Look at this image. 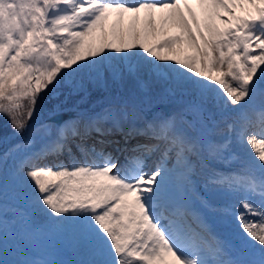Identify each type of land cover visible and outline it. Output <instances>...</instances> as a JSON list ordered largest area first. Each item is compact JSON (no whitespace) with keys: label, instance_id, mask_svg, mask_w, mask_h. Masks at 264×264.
<instances>
[{"label":"snow or ice","instance_id":"obj_1","mask_svg":"<svg viewBox=\"0 0 264 264\" xmlns=\"http://www.w3.org/2000/svg\"><path fill=\"white\" fill-rule=\"evenodd\" d=\"M0 115V264H264V0H0Z\"/></svg>","mask_w":264,"mask_h":264},{"label":"bare ground","instance_id":"obj_2","mask_svg":"<svg viewBox=\"0 0 264 264\" xmlns=\"http://www.w3.org/2000/svg\"><path fill=\"white\" fill-rule=\"evenodd\" d=\"M192 7L197 12V8L199 6L197 4H195V3H193L192 4ZM240 14H242V13H240ZM166 15H167V13L159 12V11L154 13V16H155V19H156V24H157V28L158 29L160 28L161 24L163 23V20L166 17ZM139 16H140V22L136 25L137 28L143 27V21H144V18L146 16V13L142 12V13L139 14ZM201 19H203V16L201 17ZM132 23H133V14H125L122 23L118 22L117 16L115 14H113V16L108 21L107 29L108 30H111L113 25L116 26L117 30L119 28L127 29ZM165 26H166V29L165 30L162 29L161 31L158 32L157 35H155V36L149 35L148 36V38H147L148 43L147 44L149 46L154 45L158 40H162V39L167 38V37H173V36H176V35H180L181 34L180 32H178L179 28H177V27L175 28L171 24H168V25H165ZM174 32L176 34H174ZM190 54H192V52H186L185 55H190ZM66 249H65V252L66 253H68V251L71 253V250H72L71 247L66 246Z\"/></svg>","mask_w":264,"mask_h":264},{"label":"rangeland","instance_id":"obj_3","mask_svg":"<svg viewBox=\"0 0 264 264\" xmlns=\"http://www.w3.org/2000/svg\"><path fill=\"white\" fill-rule=\"evenodd\" d=\"M192 9L197 14V16H199L200 18L203 16V10L200 7L197 8V12L195 11V9L193 7H192ZM184 13H185L186 16L188 15L187 9H184ZM237 13L238 14L242 13V10L238 8L237 9ZM165 29H166V26L163 27V30H165ZM178 32H180V29L178 30ZM174 34H176V33L174 32ZM146 43H148V40H146ZM192 51L193 50L191 48H189L187 45H184L183 46V50L180 52V55H181V57H183L186 54V52H192ZM34 119H35V117H34ZM29 123H31V122H29ZM6 125H8V126H6ZM7 128H8V133H6V130H3V129H7ZM11 131H12V129H11L10 125H9V121L6 118V116L0 115V136H3V135L6 134L9 137V139H11L12 138V135H11L12 132ZM189 219H190V222L192 224V227L194 229L199 230L198 222H196L195 220H193L192 217H190ZM195 224H197L198 227ZM65 249H66V245H63L62 244L60 246V258L61 259L66 260V261H69L70 264H74L75 261H77V260L80 259V257L73 251L72 248H71L72 249L71 250V253L69 251H68V253H66L65 252Z\"/></svg>","mask_w":264,"mask_h":264}]
</instances>
